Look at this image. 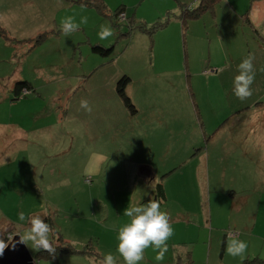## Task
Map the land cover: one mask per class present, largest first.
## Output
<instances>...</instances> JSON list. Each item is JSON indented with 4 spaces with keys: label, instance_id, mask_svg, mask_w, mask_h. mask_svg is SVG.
Wrapping results in <instances>:
<instances>
[{
    "label": "rangeland",
    "instance_id": "1",
    "mask_svg": "<svg viewBox=\"0 0 264 264\" xmlns=\"http://www.w3.org/2000/svg\"><path fill=\"white\" fill-rule=\"evenodd\" d=\"M102 1L111 13L124 4L125 17L71 0H0V238L23 235L45 212L75 250L89 244L96 253L35 264H104L108 252L124 264L116 250L123 210L157 199L161 182L157 200L174 233L163 261L149 247L140 264H182V249L193 261L184 264H240L221 238L238 224L240 236L228 241L246 240L244 258H264V242L253 245L264 236V0H218L183 33L174 0ZM66 16L87 23L65 34ZM130 20L164 25L132 30ZM101 25L113 35L101 40ZM94 44L111 52L95 53ZM247 57L255 76L241 100L233 80ZM123 74L133 114L115 90ZM21 79L35 91L11 100ZM250 124L256 138L251 131L242 141ZM146 162L148 179L139 173ZM23 243L33 257L40 250Z\"/></svg>",
    "mask_w": 264,
    "mask_h": 264
},
{
    "label": "clouds",
    "instance_id": "2",
    "mask_svg": "<svg viewBox=\"0 0 264 264\" xmlns=\"http://www.w3.org/2000/svg\"><path fill=\"white\" fill-rule=\"evenodd\" d=\"M87 17H81L79 23L74 16H66L61 20V29L65 34L76 31L80 24H86ZM113 35L110 26L101 25L98 36L101 40ZM238 74L233 80L234 94L241 100L252 95L251 85L255 72L252 57H247L238 65ZM81 107L91 111L86 100L81 101ZM162 201L149 197L146 203L128 206L123 210V215L128 221L118 228L117 252L123 258L124 264H140L144 260L145 249L151 247L157 250L156 261H163L167 251V241L173 235L174 229L169 222V215L161 208ZM19 218L24 219L23 213ZM30 228L23 235L19 234L23 242H31L33 249H44L49 253L55 252V246L50 240L52 227L39 215L30 218ZM12 241V235L8 236ZM8 243L0 238V256L3 255ZM248 249V242L241 239H230L226 246V252L233 257L244 258ZM104 264H116V258L111 252L105 253Z\"/></svg>",
    "mask_w": 264,
    "mask_h": 264
},
{
    "label": "trees",
    "instance_id": "3",
    "mask_svg": "<svg viewBox=\"0 0 264 264\" xmlns=\"http://www.w3.org/2000/svg\"><path fill=\"white\" fill-rule=\"evenodd\" d=\"M71 1L74 3L80 4V5H84V6H93L97 10H99L102 14H105L106 16H108L110 18L119 17L121 14H124V9H125L124 5L121 4L117 8H115L114 11H112V13L114 12L112 14L110 12V10L107 9L105 3L102 0H71ZM217 1L218 0H198L194 7L188 8L186 6H182L179 14H177L178 20L180 22L182 33L185 30V28L187 27L188 21H190L191 19L200 17L205 12H208V11L212 12L214 4ZM124 17H125V15H124ZM168 20H169V18L167 17L166 22H164V23H167ZM113 23L116 24V22H113ZM129 23L133 24L131 29L136 28V29L141 30V31H149V29L150 30L155 29L156 27L158 28V26L161 27V25H164L163 22L162 23L157 22V23L152 24L148 29L145 26L143 21H139V23L135 24L132 20H130ZM0 33H4L1 28H0ZM37 38H39V37H37ZM111 49H112L111 47L110 48H104V47H102V45H98V44L92 45V50L95 53H98L101 55L109 54L111 52ZM129 83H130V77L127 74H123L122 76H120L116 80L115 90H116L119 98L121 99L123 105L129 110L130 113L133 114L136 112V107L133 104V102H132V100L128 94L127 87L129 85ZM23 91H25V92H23ZM33 91H35V89H33V86L31 85V83L29 81H27L25 79L16 80L13 84V87H12L13 97L11 98V100L23 98L28 93L33 92ZM155 196L157 199H161V200L165 199V193H164L163 185L161 182H157L155 185ZM35 215H39L42 218H44L45 221L48 222L50 224V226L52 227L53 232L50 233V235H51L50 239H51V242L53 243V245L55 246V252L54 253H49L47 250L40 249L34 256L35 261H38L42 258L56 259V257L61 252H68V253L78 252V253L84 254L88 258L92 257V254H93V256H95L94 254L96 253V251L92 250V247H89V244L83 245V248L81 250H75V247L73 245L64 241L61 234L59 233L57 228L54 226L53 220L49 214H46L45 212L44 213L41 212V213L33 214V216H35ZM9 227L12 228L13 226H9ZM14 233H17V232H14L11 230L4 237H2V239H4L5 242L7 243L8 236L13 235ZM227 233H228V231H227ZM223 245H224V242L222 243V248H223ZM177 260H179L180 261L179 263H182V264L187 263V262L188 263L193 262L191 260L190 252L185 251V250H182L181 253H179L177 255ZM240 264H264V258L259 257V256L246 257V258H243V260L240 262Z\"/></svg>",
    "mask_w": 264,
    "mask_h": 264
},
{
    "label": "crops",
    "instance_id": "4",
    "mask_svg": "<svg viewBox=\"0 0 264 264\" xmlns=\"http://www.w3.org/2000/svg\"><path fill=\"white\" fill-rule=\"evenodd\" d=\"M175 1V3H177V4H179L178 5V14H179V12H180V9H181V7L182 6H186V7H188V8H191V7H194L196 4L192 1V0H174ZM173 1V2H174ZM191 1V2H190ZM198 0H196V2H197ZM188 3H190V4H188ZM124 5V4H123ZM125 7V6H124ZM174 19L175 20H177V21H179L178 20V17H177V15H174ZM128 89V88H127ZM257 103V102H256ZM259 103V102H258ZM247 107H249V106H247ZM246 108V107H245ZM242 109H244V108H239V109H237L238 111H240V110H242ZM251 126L249 127V129H247V132L246 131H244V129H242L241 131L242 132H244V133H246V136L244 135L243 137H242V141H244L246 138H247V135L252 131V135L254 136V138H256V132H257V130H256V127L254 126V125H252V124H250ZM247 126H248V124H247ZM254 131V132H253ZM262 139L264 140V136H262ZM261 140H259V142H260ZM237 144H239V142H237ZM147 164L146 165H142V166H140V168H139V173H140V175H143L144 176V179H148V178H150V176H152V177H154V175H155V173L153 172V170H152V167H151V164H149L148 162H146ZM149 164V165H148ZM208 204H210V206H211V202L209 203V201L207 202ZM264 209V208H263ZM264 211V210H263ZM206 214H207V216L209 217V219H207V223L209 224L210 222H211V217H210V214H209V211L207 210L206 211ZM257 218V217H256ZM256 225V220H255V224H254V226ZM240 228L241 226H240V224H238V226H236L235 225V228ZM235 228H234V231L233 232H236L237 233V235L236 236H240V234H239V232L238 231H236L235 230ZM216 229H218V228H216ZM254 229V228H253ZM253 229H251V231H253ZM213 232H214V229H213V227H212V234H213ZM227 231L226 232H223L222 234H224L221 238H222V243L224 242V245H223V248H222V250H224V248H225V246H226V244H227V241H228V237H234V236H228L227 234ZM14 234H16V233H14ZM18 234V233H17ZM256 234V233H255ZM211 235V234H210ZM256 236V239H255V241H254V244L253 245H255L256 246V249L254 250V251H257V249L261 246V243L259 242V241H261V242H264V236H263V234H256L255 235ZM230 240V239H229ZM242 240V239H241ZM259 240V241H258ZM180 243H182V242H179L178 244H180ZM264 244V243H263ZM176 246V245H175ZM183 248V247H182ZM182 248H180L179 249V251H181V249ZM185 249V248H184ZM183 250V249H182ZM181 253V252H180ZM240 259L241 258H238L237 259V262H239L240 261Z\"/></svg>",
    "mask_w": 264,
    "mask_h": 264
},
{
    "label": "water",
    "instance_id": "5",
    "mask_svg": "<svg viewBox=\"0 0 264 264\" xmlns=\"http://www.w3.org/2000/svg\"><path fill=\"white\" fill-rule=\"evenodd\" d=\"M4 253L0 256V264H35L34 257L28 252L19 234L12 236Z\"/></svg>",
    "mask_w": 264,
    "mask_h": 264
},
{
    "label": "built area",
    "instance_id": "6",
    "mask_svg": "<svg viewBox=\"0 0 264 264\" xmlns=\"http://www.w3.org/2000/svg\"><path fill=\"white\" fill-rule=\"evenodd\" d=\"M120 17H121V18H124V14H121ZM23 92H25V91H23ZM227 235H228V236H236L237 233H236V232H230V231H228Z\"/></svg>",
    "mask_w": 264,
    "mask_h": 264
}]
</instances>
